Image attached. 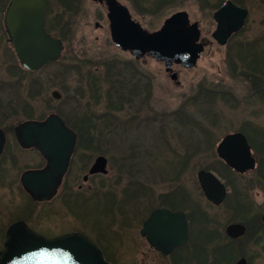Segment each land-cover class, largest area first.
Listing matches in <instances>:
<instances>
[{
  "label": "flooded vegetation",
  "instance_id": "1",
  "mask_svg": "<svg viewBox=\"0 0 264 264\" xmlns=\"http://www.w3.org/2000/svg\"><path fill=\"white\" fill-rule=\"evenodd\" d=\"M11 1L0 0V36L5 38L9 46V58L16 62L17 57L14 46L8 38L9 35L4 23L5 12ZM46 1L47 7L44 13L45 30L52 37L57 38L60 34L72 37L74 23L87 2L95 5L100 14L98 20L93 22V27L97 30H105L109 38L111 37L108 2L113 0ZM115 1L125 8L131 21L139 24L144 30L149 32L160 29L166 19L178 12L186 13L189 23L197 25L200 33L198 44L202 46V51L193 68H184L181 64L176 63L170 66L168 76L170 79H172V75L174 76L172 83L176 87H181L178 81L179 73L195 69L202 56L207 54L212 47L224 50L222 61L225 65L223 66H230L231 68L233 67L232 69L238 70L236 74L239 76L238 79L235 78L229 85L223 84L218 89L220 106L226 108V111L225 113L219 112L216 125L213 128L222 134L217 141L213 142L215 144L211 150V158H204L196 171L194 189L195 191L197 190L200 197H198V200L193 199V179L188 180L193 178L191 173L186 174L185 183L181 181L182 173L185 170L187 173L191 164L192 152L190 150L184 161L180 162V168L177 173L171 175L174 176L164 193L157 192L154 185L151 184L146 185L141 182L138 185L137 207L139 209L138 213L140 212L139 216L145 211L146 203L150 205L148 214L139 217V236L148 244L141 233L144 229V223L152 212L157 209H165L172 213L183 214L187 225V239L181 246L174 248L168 254H164L155 248L153 249L163 257L176 256L178 259L172 260V264H256L257 261H263L264 264V39L261 38L259 43L257 41L246 42L245 40H238L247 29V23L252 16V9L247 3L248 0ZM192 6L195 8L194 11L198 13V17H194V19L190 11ZM224 8L227 10L222 17L225 21V28L238 25L242 11L244 12V18L242 25L229 34L225 42L221 44L215 39L214 34L217 32L218 25L216 15ZM50 17L52 22L56 20L57 30L51 27L49 23ZM205 20H211L212 23V28L208 35H205L207 30L203 26ZM231 20L235 22L233 23ZM153 21H159L161 24L157 28H146L144 26L146 22ZM53 34H56L57 37ZM221 35L223 34L221 33ZM233 41H235V44L231 47L230 44ZM116 49L120 50L117 47ZM125 53L129 54V52ZM147 59H150V57ZM140 62L144 65L145 59L143 58ZM155 63L162 65L164 68L163 63L156 61ZM98 69L99 67L97 66L93 68L94 75L97 74L96 70ZM240 69L246 71L240 72ZM102 84L101 80L96 81L95 91L91 94V101L97 104L102 99H105L108 112L112 110L115 113L122 111L126 100L112 88V85H109L106 92L101 93L100 86ZM98 91L99 94L97 93ZM203 91L208 92L205 88ZM137 94L140 97V93ZM150 94L151 91H149L148 96ZM240 94L243 98H240ZM93 103L84 102L81 105L84 116L87 117L85 119H90L88 127L84 126V122H77L75 125L64 119L67 127L76 134V150L71 155L67 170L57 184L54 194L42 202L33 200L21 184L20 178L26 171L46 169L47 159L43 158L33 148L20 146L15 137V128L19 124L13 127L15 145L19 148L20 153L26 154L34 151L39 155L41 162L35 168H21L18 171L17 186L19 188L18 192L21 193L20 200H18L17 204H13L10 209L3 211L0 207V226H3L0 230V248L7 229L14 223L22 222L36 231L32 226L34 217L33 206L39 204L44 207L41 218L47 224L46 230L48 232L39 233L36 231L37 233L48 238L66 233H82L101 249L108 262L109 258L110 260H115L118 256V251H112L113 255L109 257L99 237L94 236V234L90 235L87 232L88 229H92L91 225L88 222H82L80 218V210L82 208L89 210V214L84 216L86 220L90 221L92 218H96V207L98 204L101 208L103 205L112 214L113 203H115L114 197L116 196L115 191L112 189L113 183L108 171L110 158L104 154L97 155L95 152L93 140V134L96 129L95 122L102 115H96V112L91 107ZM138 103L137 113H134L137 117L133 116L135 118H131L130 121H132V124L138 123L140 125L144 117L139 111L141 107L140 99H138ZM238 108L241 109L238 110ZM142 117L143 119L141 120ZM110 119L111 123H113V116ZM253 121L259 122L253 123ZM189 128L191 131V126ZM111 129L114 130L116 128L113 126ZM0 130L5 136L4 148L0 154L1 161L8 144V130L1 126ZM203 135L206 141H210L211 137L213 138L212 132L210 133L209 131L203 132ZM203 145L206 146V143L204 142ZM98 157H104L106 160V174L90 173ZM143 158L152 159L153 161H156V158L159 159L158 156H155L151 147L148 154H143ZM12 160L16 163L17 156L12 155ZM200 171L212 175L217 180L218 183L215 182V184L208 180L207 190L211 195H216L215 198L218 199V202L209 200L205 195L198 180ZM114 184L116 185L117 181ZM129 186L131 188L133 184L131 183ZM259 196L261 197L260 203L257 201ZM131 198L133 197L129 196L130 201ZM81 204H83V207H81ZM210 209L218 211L212 213ZM56 224L58 229L54 228ZM50 231L53 233H50Z\"/></svg>",
  "mask_w": 264,
  "mask_h": 264
},
{
  "label": "rangeland",
  "instance_id": "2",
  "mask_svg": "<svg viewBox=\"0 0 264 264\" xmlns=\"http://www.w3.org/2000/svg\"><path fill=\"white\" fill-rule=\"evenodd\" d=\"M247 3L251 6L252 16L238 40L259 43L261 38L264 39V0H248ZM194 10L192 6L190 11L193 19L198 17ZM99 15L95 5L85 3L74 23L72 37L68 36L63 41L53 34L63 42L64 50L60 60L39 71H26L17 60L13 62L9 58V46L5 38L0 36V126L8 130L7 148L0 161V207L3 211L10 209L20 200L18 171L21 168H35L41 162L34 151L20 153L15 145L13 127L27 120L42 121L50 114H56L75 125L84 122V126L88 127L90 119H85L87 117L81 105L84 102L93 103L91 94L95 91L96 81L101 80V93L112 85L126 100L123 110L117 113L113 110L108 112L105 99L91 104L96 115H102L95 122V133L92 131L95 152L110 158L108 171L116 196L111 211L113 215L103 205L102 210L98 204L96 218L86 220L84 216L89 214V210L82 208L81 221L91 225L92 229L87 232L99 237L109 257L113 255L112 251H118L115 260L108 259L113 264H172V260L178 259L176 256L159 255L139 236V217L148 214L150 205L146 203L145 211L139 216L138 185L141 182L151 184L157 192L164 193L174 176L171 175L177 173L180 162L184 161L191 150V164L187 173L186 170L182 173L181 181L185 183L186 174H192L193 178L188 180L193 179L192 196L198 200L200 196L194 189L196 171L204 158H211L213 142L222 134L213 129L219 112L226 111V108L220 106L218 89L238 79V70L224 67V50L212 47L202 56L195 69L179 73L181 87H176L169 73L154 59L145 56L143 65L140 62L143 58L134 60L128 53L116 49L105 30L93 27ZM49 23L57 30L56 20L52 22L50 17ZM160 24L159 21H153L146 22L144 26L157 28ZM203 26L207 30L205 35H208L212 28L211 20H205ZM234 44L235 41L230 46ZM96 66L99 69L94 75L93 68ZM204 88L207 93L203 91ZM54 90L60 93V99L52 98L51 92ZM137 93H140V97ZM240 98H243L241 94ZM138 99L141 102L139 111L144 117L140 125L130 121L137 117L134 113L138 110ZM111 116L114 124L111 123ZM110 126L116 129L112 130ZM205 131L212 132L213 138L210 141H206L203 135ZM150 147L155 156L159 157L156 161L143 158ZM12 155L17 156L16 163ZM131 183L133 187L130 188ZM129 196L133 197L131 201ZM257 201L261 202L260 196ZM43 211L42 205L33 206L32 226L39 233L48 232L47 224L41 218ZM210 211L214 213L218 210ZM2 228L0 226V230ZM54 228L58 229V225ZM256 264H263V261H257Z\"/></svg>",
  "mask_w": 264,
  "mask_h": 264
},
{
  "label": "water",
  "instance_id": "3",
  "mask_svg": "<svg viewBox=\"0 0 264 264\" xmlns=\"http://www.w3.org/2000/svg\"><path fill=\"white\" fill-rule=\"evenodd\" d=\"M108 3L110 38L114 46L129 52L135 60L147 56L163 63L167 73L173 63L181 64L184 68L195 66L202 51V46L198 44L200 33L195 23H189L186 13L178 12L166 19L159 30L148 32L131 21L125 8L115 0ZM46 7V0H12L5 12L8 38L14 46L20 66L26 71H39L49 62L59 60L63 51L62 41L45 30ZM226 11L224 8L216 15L218 25L214 37L221 44L242 25L244 18L242 11L239 24L225 28L222 17ZM171 77L174 79L173 75ZM51 96L54 99L61 98L57 90L52 91ZM15 137L20 146L33 148L47 159L46 169L26 171L20 178L33 200L42 202L54 194L65 174L70 157L76 150V134L60 116L50 114L42 121L30 120L18 125ZM4 144L5 136L0 130V154ZM90 173H107L104 157L95 160ZM198 180L207 198L218 202L216 195H211L207 190V181L215 184L217 180L203 171L198 173ZM141 233L152 248L168 254L187 239L186 220L181 213L157 209L144 223ZM0 264L110 263L105 260L99 247L82 233L47 238L24 223L17 222L5 233L0 249Z\"/></svg>",
  "mask_w": 264,
  "mask_h": 264
},
{
  "label": "trees",
  "instance_id": "4",
  "mask_svg": "<svg viewBox=\"0 0 264 264\" xmlns=\"http://www.w3.org/2000/svg\"><path fill=\"white\" fill-rule=\"evenodd\" d=\"M58 37L61 38L63 41H65V39L68 38V37H67L66 35H64V34H60ZM41 119H42V118H41ZM109 262H110L111 264H113L112 261L109 260Z\"/></svg>",
  "mask_w": 264,
  "mask_h": 264
}]
</instances>
